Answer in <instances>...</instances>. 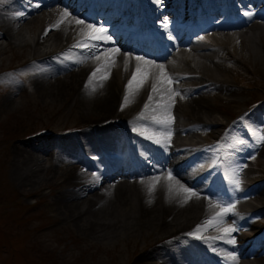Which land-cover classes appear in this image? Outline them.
<instances>
[{"label":"bare ground","instance_id":"obj_1","mask_svg":"<svg viewBox=\"0 0 264 264\" xmlns=\"http://www.w3.org/2000/svg\"><path fill=\"white\" fill-rule=\"evenodd\" d=\"M238 1H247L252 7L257 2ZM125 2L121 14L131 18L129 12L131 8L136 10L138 3ZM32 3L40 6L32 7L24 16H14L16 19L10 11L14 2L0 9V55L18 49L27 52L20 62L24 63L28 55L41 62L48 56L47 51L59 48L66 59L48 65L26 81L25 87H11L2 96L0 110L6 113L16 108L17 101L27 96L29 102L39 99L51 103L50 108L55 106L57 113L68 112L89 127L77 134L71 130L73 138L53 141L54 134L49 137L41 132L29 141L13 144L5 163L6 180L30 188V193L47 188L52 196L48 205L50 224L61 225L68 233L77 232L78 239L89 245L86 248L94 257L91 264H106L109 260L116 264H264V244L260 240L264 233V180L249 182L250 170L243 165L236 177L239 187L232 188L230 195H222L215 187L218 178L205 183L208 172L194 166L201 159V151L200 141L192 133L193 129H201L211 138L223 135L225 122L216 113L218 105H230L241 113L247 86H236L228 79L224 60L228 58L238 65L236 43L264 60L253 45L257 41L264 53V12L208 23L197 38H187V33L177 37L173 34L175 27L160 29L161 49L156 52L152 45L135 47L141 40L130 39L134 43L131 46L116 37L115 30L107 31L110 41L94 42L98 48L73 47L82 39L78 35L81 29L88 24L101 27L104 22L97 23L94 15L83 12L81 4L71 5L67 0ZM167 3L149 0L143 5L155 28L160 21L155 22L153 17L159 16ZM65 12L69 15L53 27ZM76 20L84 24H76ZM112 49L119 52L113 53ZM97 53L102 54L100 60L92 58ZM137 56L152 63L137 61ZM106 57H111L114 64L102 67L92 77ZM138 64L148 71L147 79L125 101L126 85ZM157 65H163L173 82L163 86L158 83V92L152 93L160 72ZM104 75L107 79L101 80ZM167 88L176 93L171 100ZM150 94L152 102H148ZM212 98L218 104H213ZM165 104L169 105L167 111ZM252 105L246 109L247 114L260 109V104ZM165 118L171 123H156ZM254 151L264 157V142L257 140ZM95 154L98 163L91 159ZM169 173L172 180L167 179ZM181 186L195 195L188 198ZM217 202L235 205L224 217L223 226H232L236 231L223 239L218 238L223 233L212 227L202 229L200 238L189 235L220 210L209 207ZM251 214L261 219L254 222Z\"/></svg>","mask_w":264,"mask_h":264},{"label":"rangeland","instance_id":"obj_2","mask_svg":"<svg viewBox=\"0 0 264 264\" xmlns=\"http://www.w3.org/2000/svg\"><path fill=\"white\" fill-rule=\"evenodd\" d=\"M12 2L14 4L10 11L13 18L21 17L16 15L19 12L26 15L29 12L27 9L32 8L31 6L29 8L24 1L17 4L15 0H2L0 9ZM103 28L107 29L105 26ZM254 42L256 53L261 54V58L264 59L259 43ZM58 51L59 48H55L45 54L49 56ZM26 54V51L20 52L17 49L8 50L0 55V101L11 87L23 88L26 81L42 73L48 65H55L66 59L62 55L48 59L44 57L46 60L40 63L15 69V65L21 64L19 60ZM234 54L240 58L238 65H233L227 58L224 60V68L229 75L228 79L233 84L247 86L244 88L246 92L243 95L246 103L242 105L241 113H237L236 109L230 105L217 106L216 113L225 122L226 129L220 137L211 138L201 129L192 130L200 141L199 150L202 151L201 160L194 166L210 170V174L223 166L227 169L228 177L232 182L239 177L238 174L243 165H247L250 170L247 177L249 182L264 180V157L258 156L254 151V145L258 139L253 134L254 132L264 134V111H262L264 108V60L260 61L251 53V50L237 43L234 45ZM30 60L31 57L28 55L23 62L28 63ZM248 87L250 88L247 89ZM212 103L218 104L214 98ZM49 104L51 103H44L39 99L29 102L28 97L23 96L17 101L16 108L6 113L0 110V264H91L94 259L90 255V250L86 248L89 246L88 243L78 239L80 236L77 232L68 233L62 229L61 225L50 224L51 215L48 212V205L52 196L47 188L41 190V193L39 191L30 193V188H20L4 177L6 159L13 144L29 141L33 135H39L41 132L57 133L52 140H62V138L71 137L68 133L61 135L60 132L64 130L75 128L79 132L89 127L81 119L71 118L68 112L57 113L55 106L51 109L52 105ZM252 104L261 105L255 115L245 112ZM234 119L236 127L227 128ZM107 122L110 124L111 120ZM49 137L53 136L49 135ZM237 140H242L244 143H236ZM221 160H223L222 166ZM92 161L98 163L97 160ZM257 216L256 214L250 217V220L256 222L264 218ZM261 240L264 243V236ZM104 257L108 258L107 255ZM107 262L106 264L114 263L110 260Z\"/></svg>","mask_w":264,"mask_h":264},{"label":"snow or ice","instance_id":"obj_3","mask_svg":"<svg viewBox=\"0 0 264 264\" xmlns=\"http://www.w3.org/2000/svg\"><path fill=\"white\" fill-rule=\"evenodd\" d=\"M0 2H2V0H0ZM36 7H39L40 5L37 4L35 5ZM17 16H23L24 13L23 12H19L16 13ZM69 15V13L65 12L62 14L61 16V20L57 22L56 25H54L53 27H58L60 23L63 22V20ZM76 24H84V21L82 20H76L75 21ZM162 26L164 28H167V22L166 21H162ZM50 30V29H49ZM49 30L45 31V35H47V32ZM82 37V39L78 40L77 43L75 45H73V47H80V48H98L99 45L97 43H94L96 41H103V42H108L111 40V37L107 35V29L103 28V27H97L96 25L93 24H88L86 26V29H81L80 33L78 34ZM113 53H118L119 49H112L110 50ZM101 53H97L95 54L92 58L95 60H100L101 58ZM137 61H144L143 57H136ZM152 62L150 61H144V64L148 65L151 64ZM110 64H114V60L111 57H106L105 58V63L102 64L101 66H98L93 73L91 74L92 77H95L97 75L98 72L101 71V68H105L107 69V67ZM125 66H127V61H125ZM157 67L160 69L159 75H158V79L156 81L153 82L152 87H151V92L152 93H157L158 92V88H157V84L159 83L161 86H163L164 84H172V78L168 77L167 74L164 72L163 70V65H157ZM148 76V71L146 69H142L141 66L138 64L136 66V71L133 73L131 79H129L127 85H126V95H125V101L128 100V94L130 92H135V91H139V89L143 86V84L145 83L146 79ZM91 79V78H90ZM101 80L107 79V76H101L100 77ZM102 86V85H101ZM93 91H95V89H93ZM166 91L169 94V100H171V96L176 94L173 92V90L171 88H167ZM153 101V96L150 94L148 96V102H152ZM123 107V106H122ZM149 107V103H145V108ZM169 105L165 104L164 105V110L167 111ZM141 118H143V113H141ZM156 123L159 124H164V125H168L169 123H171V121L167 118L165 119H161V120H156ZM254 135H256L257 139L260 140L261 142H264V134H257V133H253ZM157 143H160V140L156 141ZM236 143H244V141L242 140H237ZM156 180H158L159 178H155ZM167 179L172 180L173 177L171 175V173H169ZM232 183L238 188L240 185V181L239 179H234L232 181ZM153 190V188L150 186L149 187V191L151 192ZM171 190V189H170ZM181 190L185 193H188V198H190L192 195H195V193L191 192L190 189L185 188L183 186H181ZM209 207H216L219 208L220 210L218 212L215 213V215L211 216L210 218L206 219L204 222H202L201 225H198L197 228L194 230L193 233H189V235H195L197 236V238L199 237V233L202 229L206 230L209 227L215 228L218 232H222L223 235L218 237L220 239H223L225 236H229L233 231H236V229L232 226H228V227H224V217L229 213L232 212L235 208L234 204H227V205H223L220 204L219 202H217L215 205L213 204H209ZM230 242H234V241H230ZM233 260H235V257H232Z\"/></svg>","mask_w":264,"mask_h":264}]
</instances>
